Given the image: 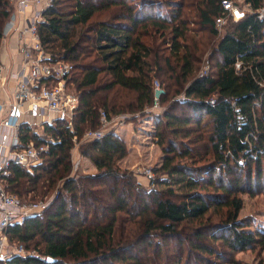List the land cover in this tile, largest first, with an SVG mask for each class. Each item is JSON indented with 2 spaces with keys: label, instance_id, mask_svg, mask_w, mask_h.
<instances>
[{
  "label": "trees",
  "instance_id": "obj_1",
  "mask_svg": "<svg viewBox=\"0 0 264 264\" xmlns=\"http://www.w3.org/2000/svg\"><path fill=\"white\" fill-rule=\"evenodd\" d=\"M94 1L53 0L38 25L51 60L73 64L69 83L79 105L72 130L61 118L42 124L43 136L20 126L22 144L48 149L30 170L11 167L7 191L35 200L58 180L61 189L42 213L8 229L10 240L40 257L0 264H217L211 257L239 264L237 253L263 251L264 230H248L238 219V194L264 190V0H239L249 10L228 18L223 34L216 27L222 0L189 2L194 16L184 0H139L137 7ZM111 6L120 10L92 21ZM10 9L0 0V43ZM206 52L216 61L198 77ZM161 75L166 107L156 115L155 136L163 158L153 169L156 188L145 189L119 165L128 147L115 128L82 139L99 127L101 110L130 120L151 115L153 81ZM76 142L95 173L70 177Z\"/></svg>",
  "mask_w": 264,
  "mask_h": 264
},
{
  "label": "built area",
  "instance_id": "obj_2",
  "mask_svg": "<svg viewBox=\"0 0 264 264\" xmlns=\"http://www.w3.org/2000/svg\"><path fill=\"white\" fill-rule=\"evenodd\" d=\"M17 4L20 13L24 14L23 26L15 27L8 22L4 28L0 46V261L12 256H35V250H29L23 244L9 247L8 229L22 225L27 218L40 214L51 203V199L26 202L6 189V180L10 177L11 167L19 165L27 170L39 164L42 153L48 149L47 145H35L30 142L22 144L19 139V129L22 124L30 127V118L24 115L32 110L43 112L39 121L41 124H52L56 119H66L72 130V117L79 105L78 94L68 87L73 71V64L67 61H52L51 55L42 48L38 25L45 20L44 12L53 0H10ZM224 12L216 20V27H223L228 18L234 21L245 17L248 12L246 6L222 0ZM258 17L264 18V7L258 10ZM17 32V54L19 62L10 68L7 52L6 36L8 31ZM236 70L241 64L236 62ZM199 76L207 75V69ZM12 82V87L8 83ZM155 85V86H154ZM154 105L160 92L159 85L154 80ZM99 127L87 130L82 140L99 139L105 134V128L112 126L115 120L108 117L105 111H100ZM109 125V126H108ZM9 129L6 134L1 129ZM50 141L53 142L52 139ZM147 177L152 179L148 173ZM42 259H46L45 257Z\"/></svg>",
  "mask_w": 264,
  "mask_h": 264
},
{
  "label": "rangeland",
  "instance_id": "obj_3",
  "mask_svg": "<svg viewBox=\"0 0 264 264\" xmlns=\"http://www.w3.org/2000/svg\"><path fill=\"white\" fill-rule=\"evenodd\" d=\"M83 1L86 2V1H92V0H83ZM98 1L99 0H95L94 2H98ZM126 1L129 4L136 5L135 7H137V4L139 2V0H126ZM156 1L163 2L164 4H166V2H168L169 0H156ZM194 1L195 0H184L185 5H186L185 11L187 12L191 11L190 12L191 16L195 15L193 6L189 8L187 6L189 2H194ZM9 3H10V8L12 9V6H11L12 2L10 0H9ZM235 3L241 5L240 4L241 2L239 0H237ZM241 7H244V6H241ZM117 8L118 6L117 7L111 6L108 8L109 10L108 9H103L101 11L99 10V12H97L95 16L93 17L92 21L107 19V17L111 15L113 11L117 10L116 12H118L120 10ZM11 9H10V12H11ZM162 9L163 11H166L167 7L164 6ZM8 21H10L9 17L7 19V22ZM222 28L223 27L219 28L220 34H223L224 32ZM207 53L208 52L204 54V56L201 58V61L199 63V70H197L198 77H199V73L204 72L206 70L205 69L206 67H208L207 74H209L210 65L213 64L214 61H216V60L214 61L209 60ZM154 80L159 85L160 92H162V90L163 92L160 94V96L157 97L158 99L157 105L156 106L153 105L152 107L153 109H156L158 110L159 113H161L165 109L166 106L161 105L160 101H161L162 96L166 95L167 93L165 90V86H163V83H162L163 76L161 75V76L155 77ZM153 85H154V81H153ZM68 87L70 88L71 91L74 90V87L72 84L68 83ZM153 93H154V89H153ZM182 96L183 95H179L177 96V98H181ZM183 109L184 108H182L181 106H178L176 111L181 112L183 111ZM111 117L115 121L112 124V126L108 125L109 127H106L105 131L118 127L120 133L124 132L122 134L123 136L125 133L128 134L127 137H125V140L127 138L128 139L127 144H129L133 148L129 152V154L126 156V158L123 160L120 167L122 169L130 171L135 177L136 181L139 182L145 189L156 188L155 183H152L153 178L157 176V174L153 172V169L160 166L162 158H163V152L161 150V147L157 144L158 138L155 136L156 135L155 127H156L157 119H154L152 121L147 116L145 117L140 116L137 119L130 120L129 117L131 116H128L127 118L124 119V117L121 114H115V115H112ZM30 120L32 124L30 126L31 131L34 133H37L40 136H43L41 122L39 120L34 122L31 116H30ZM205 120L207 119L205 118L204 122H206ZM79 143L80 142H76L70 151L71 166H72L70 177L82 175V174H93L96 171L93 168V166L90 164V162H88L87 160H84L83 158L85 157L80 155L79 146H78ZM73 154H76V156L77 154L79 155L78 161L74 159ZM148 173L152 175V179H149L147 177ZM57 189H61L60 180L57 181V185L47 195L43 197H36L35 200H31L30 197H26L25 200L24 198H22V200L26 202H29V201L34 202V201H39V200L47 201L51 199L52 201L49 204L50 206L52 202L58 196V193L60 190H57ZM63 193L66 195L65 191H63ZM238 196L241 197L243 200V207L239 212L238 219L244 222L245 224H248V226L246 227V229L248 230H252V231L264 230V190L262 192H257L254 196H248V194L246 193H240L238 194ZM217 218L218 216L216 215L212 216V219L215 222ZM8 244H9V247L11 248L15 245L22 244V243L13 242L8 237ZM218 245H220V243H218ZM29 250H33V249H29ZM36 253L38 255V251ZM210 259H211L210 260L211 262H217V264H225L223 263V261H216L214 257H211ZM234 259L239 264H264V250L260 252L258 248L253 251L247 250L244 252H240L234 256Z\"/></svg>",
  "mask_w": 264,
  "mask_h": 264
},
{
  "label": "crops",
  "instance_id": "obj_4",
  "mask_svg": "<svg viewBox=\"0 0 264 264\" xmlns=\"http://www.w3.org/2000/svg\"><path fill=\"white\" fill-rule=\"evenodd\" d=\"M11 6H12V9H11L10 16H9L10 22H12L15 27L21 28L23 26L24 14H22V13L19 12L18 7H17V4L14 1H12ZM8 22L6 21L5 26L7 25ZM6 41H7V52L9 54V60H8L9 61V65H10V68H13L19 62V60H20V55L17 54V44H18L17 32L14 31V30L8 31V35L6 36ZM0 46H1V43H0ZM8 87L9 88L12 87V82L11 81L8 83ZM148 111L151 113V115H149L147 117L150 118V120H152V121L154 119H156V115L159 114L158 110L153 109V107H150ZM41 115H43V112H41L38 109H36V110L34 109L32 111L27 112L24 115V118H30V116H31L32 117V120L35 122V121H38L39 119H41ZM121 115L124 117V119L129 116L128 114H121ZM124 129H125V127H124ZM1 130H3V132H5L6 134H9L10 133V130L7 129V128L1 129ZM115 133L120 138H122L125 141V143H126V145L128 147V154H129V152L133 148H132V146H130L129 144H127L128 143L127 142L128 139L126 138V140H125V137H127L128 134L125 133L124 136H123L122 134L124 132L120 133L118 127L115 128ZM73 155H74L73 156L74 159H76L78 161V156L79 155L78 154H77V156H76V154H73ZM83 159L84 160H87L88 162H90V164L95 169L93 163L89 159H87V158H83ZM123 160H121L119 162L120 163L119 164L120 166H121V163L123 162Z\"/></svg>",
  "mask_w": 264,
  "mask_h": 264
},
{
  "label": "water",
  "instance_id": "obj_5",
  "mask_svg": "<svg viewBox=\"0 0 264 264\" xmlns=\"http://www.w3.org/2000/svg\"><path fill=\"white\" fill-rule=\"evenodd\" d=\"M48 260H51V259L48 258Z\"/></svg>",
  "mask_w": 264,
  "mask_h": 264
}]
</instances>
